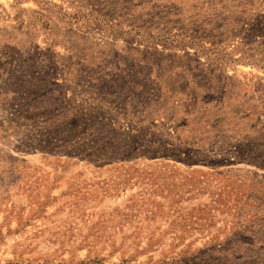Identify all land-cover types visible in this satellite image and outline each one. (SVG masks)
<instances>
[{"label": "rangeland", "instance_id": "1", "mask_svg": "<svg viewBox=\"0 0 264 264\" xmlns=\"http://www.w3.org/2000/svg\"><path fill=\"white\" fill-rule=\"evenodd\" d=\"M0 264H264V0H0Z\"/></svg>", "mask_w": 264, "mask_h": 264}]
</instances>
